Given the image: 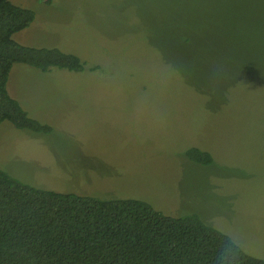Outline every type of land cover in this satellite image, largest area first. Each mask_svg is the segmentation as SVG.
<instances>
[{
    "label": "rangeland",
    "instance_id": "374dc122",
    "mask_svg": "<svg viewBox=\"0 0 264 264\" xmlns=\"http://www.w3.org/2000/svg\"><path fill=\"white\" fill-rule=\"evenodd\" d=\"M20 44L81 71L13 64L9 94L48 133L0 123V168L22 182L195 213L264 259V0H10ZM212 154L202 165L186 156Z\"/></svg>",
    "mask_w": 264,
    "mask_h": 264
},
{
    "label": "trees",
    "instance_id": "16d2710c",
    "mask_svg": "<svg viewBox=\"0 0 264 264\" xmlns=\"http://www.w3.org/2000/svg\"><path fill=\"white\" fill-rule=\"evenodd\" d=\"M52 0H45L50 3ZM33 10L0 0V123L48 133L7 89L13 64L47 71H81L73 53L18 43L13 35L34 20ZM199 164L212 154L197 146ZM0 264H264L195 213L173 216L136 199H100L43 189L0 168Z\"/></svg>",
    "mask_w": 264,
    "mask_h": 264
}]
</instances>
